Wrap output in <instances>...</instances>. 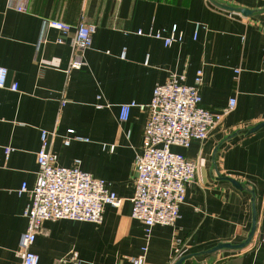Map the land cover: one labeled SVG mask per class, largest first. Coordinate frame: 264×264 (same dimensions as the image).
Returning <instances> with one entry per match:
<instances>
[{
    "label": "crops",
    "instance_id": "crops-1",
    "mask_svg": "<svg viewBox=\"0 0 264 264\" xmlns=\"http://www.w3.org/2000/svg\"><path fill=\"white\" fill-rule=\"evenodd\" d=\"M47 21L95 27L80 70L69 69L73 31L43 30ZM173 27L182 40L170 47L148 36H168ZM0 68L7 72L0 89V264H21L16 250L30 196L17 191L36 182L41 131L52 135L56 165L80 162L121 204L104 205L99 223L44 221L31 247L38 264H71L72 255L82 264H130L146 244L131 199L149 110L134 107L120 122L119 107L146 106L172 76L193 86L197 72L204 109L219 113L231 99L235 107L206 140L171 147L196 173L175 224L151 228L145 264H175L182 256H190L182 264H264V128L245 134L264 122V0H0ZM253 215L248 246L203 253L243 243Z\"/></svg>",
    "mask_w": 264,
    "mask_h": 264
},
{
    "label": "built area",
    "instance_id": "built-area-1",
    "mask_svg": "<svg viewBox=\"0 0 264 264\" xmlns=\"http://www.w3.org/2000/svg\"><path fill=\"white\" fill-rule=\"evenodd\" d=\"M18 11H23L18 8ZM199 25L196 26L198 29ZM53 29L62 36L73 31L72 44L75 55L70 62V70H80L84 63L81 53L90 49L93 25L77 24L71 27L59 21L43 23V30ZM138 35H143L141 32ZM149 37L160 40L164 47L179 43L182 36L173 27L168 36L160 32L149 33ZM61 43L59 39L57 41ZM7 72L0 68V89L6 88ZM201 72H197L195 84L187 86L183 78L172 76L162 85H157L151 100L146 106L134 103L119 107V121L126 122L132 108H147L149 118L143 128L140 154L135 158V192L131 199V217L144 226L146 244L138 256L131 258L130 264H145L147 243L154 225L175 224L179 216V207L184 202L186 187L196 173V164L185 159L181 154L171 151V147L188 148L193 140L204 141L209 133L233 111L235 100H229L219 113H213L201 106ZM17 92V84L8 87ZM63 105V104H61ZM72 131H69L70 135ZM52 135L40 132V148L36 153L37 177L32 189L23 183L18 193L29 192L30 200L24 210L27 226L19 235L16 256L21 264H38L39 258L31 251L36 235L41 231L44 221L69 219L99 223L102 220L103 206L119 207L121 198L105 186L101 179L83 172L75 161L72 167L56 165V157L49 151ZM74 140L84 141L73 137ZM69 144V139L64 141ZM10 150H6L8 155ZM259 243L264 244V229ZM71 264H82L74 255Z\"/></svg>",
    "mask_w": 264,
    "mask_h": 264
},
{
    "label": "water",
    "instance_id": "water-1",
    "mask_svg": "<svg viewBox=\"0 0 264 264\" xmlns=\"http://www.w3.org/2000/svg\"><path fill=\"white\" fill-rule=\"evenodd\" d=\"M220 6V8L222 9H225V10H231V11H235V12H239V13H242V14H245V15H249L251 12L247 11V10H242V9H233V8H229L227 6H224V5H218ZM261 128H264V122L263 123H260L258 125H256L255 127L253 128H250V129H247L245 130V134L246 135H250V134H253L255 133L256 131L260 130ZM236 134H234L233 136H230L229 138H227L228 140H231L234 136H236ZM229 182H231V184L233 186H235L236 188H239V189H247V187H245L244 185H242L241 183H239L238 181L234 180V179H231L229 177H221ZM254 229H255V215H253V223H252V227L247 235V238L246 240L239 244V245H230V244H218L217 246H215L214 248L206 251V252H203V253H213L215 251H219V250H222V249H229V250H242L244 249L246 246L249 245V243L251 242V239L253 237V233H254ZM190 256H182L180 257L176 262L175 264H182L185 260H187Z\"/></svg>",
    "mask_w": 264,
    "mask_h": 264
}]
</instances>
